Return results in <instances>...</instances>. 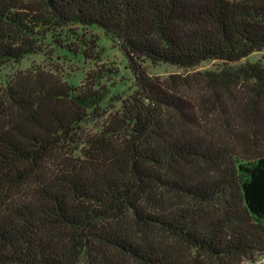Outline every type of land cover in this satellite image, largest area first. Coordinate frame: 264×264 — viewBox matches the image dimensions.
Masks as SVG:
<instances>
[{
  "label": "trees",
  "instance_id": "obj_1",
  "mask_svg": "<svg viewBox=\"0 0 264 264\" xmlns=\"http://www.w3.org/2000/svg\"><path fill=\"white\" fill-rule=\"evenodd\" d=\"M73 24L116 42L136 88L106 112L104 91L40 73L0 86V264H242L264 253V152L250 154L264 109L233 104L243 79L264 96L258 63L164 78L140 65L227 64L264 49V0H0V68Z\"/></svg>",
  "mask_w": 264,
  "mask_h": 264
},
{
  "label": "rangeland",
  "instance_id": "obj_2",
  "mask_svg": "<svg viewBox=\"0 0 264 264\" xmlns=\"http://www.w3.org/2000/svg\"><path fill=\"white\" fill-rule=\"evenodd\" d=\"M36 49L25 54L19 60H11L0 68V86L8 80L26 73H40L45 77L81 87L91 86L106 93L103 108L106 112H114L120 106V98L128 96L136 88L135 76L129 66L128 59L116 42L111 40L102 28L95 25L73 24L63 28H54L43 33L35 41ZM258 63L264 73V49L252 52L236 62L224 64L217 59L204 60L193 67H182L171 63H152L148 59L140 61V65L150 75L161 78L170 74H187L192 71L217 70L224 66L244 63ZM249 83V84H248ZM252 79L241 81L235 89L233 104L240 107V112L258 113L264 109V96L256 95L251 89ZM103 118L89 121L83 125L85 130H98ZM258 146L252 148L264 152V136ZM236 151L238 155L248 156L250 145L242 143ZM245 151V152H244ZM242 264H264V253H255L243 258Z\"/></svg>",
  "mask_w": 264,
  "mask_h": 264
}]
</instances>
